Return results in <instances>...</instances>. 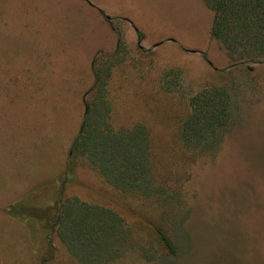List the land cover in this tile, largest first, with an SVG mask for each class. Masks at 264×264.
I'll return each mask as SVG.
<instances>
[{"label":"rangeland","instance_id":"obj_1","mask_svg":"<svg viewBox=\"0 0 264 264\" xmlns=\"http://www.w3.org/2000/svg\"><path fill=\"white\" fill-rule=\"evenodd\" d=\"M211 21L203 0H0V264H82L56 236L32 243L5 206L59 191L93 58L118 34L110 121L145 125L156 183L172 197L122 193L80 160L64 195L114 210L127 230L122 254L102 264H264V62L232 65ZM212 84L230 90L233 117L216 150L196 153L179 126L190 95ZM166 218L176 253L153 233Z\"/></svg>","mask_w":264,"mask_h":264},{"label":"trees","instance_id":"obj_2","mask_svg":"<svg viewBox=\"0 0 264 264\" xmlns=\"http://www.w3.org/2000/svg\"><path fill=\"white\" fill-rule=\"evenodd\" d=\"M212 12L210 37L225 50L232 65L264 62V0H203ZM138 36L140 32L137 31ZM125 49L118 34L110 54L98 52L92 62L93 84L84 98V113L72 139L63 172L55 178L59 191L49 202H36L40 193L28 191L7 203L6 214L19 220L29 240L52 243L56 236L66 251L82 264H102L118 258L127 240V230L117 212L64 195L65 185L76 181L75 169L84 161L102 179L122 193H139L165 203L172 197L168 189L156 183L149 131L140 122L129 127H114L108 83L113 67ZM203 57L206 58L205 53ZM233 100L228 87L212 84L188 98V112L179 126L182 146L196 153L216 150L229 129ZM32 192V193H31ZM170 219L166 218V221ZM162 225L154 228L156 240L169 253L178 247L170 231ZM143 255L146 250L140 246Z\"/></svg>","mask_w":264,"mask_h":264},{"label":"crops","instance_id":"obj_3","mask_svg":"<svg viewBox=\"0 0 264 264\" xmlns=\"http://www.w3.org/2000/svg\"><path fill=\"white\" fill-rule=\"evenodd\" d=\"M136 30H137V28L135 27V28H134V32H135ZM71 256H72V255H71Z\"/></svg>","mask_w":264,"mask_h":264},{"label":"water","instance_id":"obj_4","mask_svg":"<svg viewBox=\"0 0 264 264\" xmlns=\"http://www.w3.org/2000/svg\"><path fill=\"white\" fill-rule=\"evenodd\" d=\"M89 2V1H88ZM90 3V2H89Z\"/></svg>","mask_w":264,"mask_h":264}]
</instances>
